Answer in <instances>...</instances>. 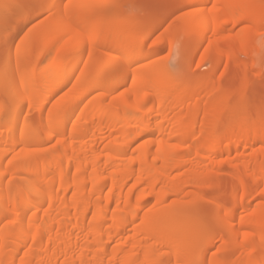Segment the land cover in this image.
Listing matches in <instances>:
<instances>
[{
  "label": "bare ground",
  "instance_id": "obj_1",
  "mask_svg": "<svg viewBox=\"0 0 264 264\" xmlns=\"http://www.w3.org/2000/svg\"><path fill=\"white\" fill-rule=\"evenodd\" d=\"M41 2L43 7L33 17L46 13L51 18L42 20L43 23L30 34L28 41H38L42 50L43 56L37 57L34 64L43 63L41 66L45 64L51 69L42 78L37 76L40 71L32 70L23 73L21 79L16 73L0 69V95L4 92L3 87L10 99L8 112L11 111L13 116L10 124H3L6 109L0 99V264L18 262L19 254L23 256V264H158L155 255L160 252L167 258L185 257L195 249V244L184 246L181 232L186 229L200 231L205 223L198 216L183 222L173 208L165 209L162 203L171 196L175 197V202H179L187 193L195 194L187 186L189 188L203 182L208 186L204 189L210 187L215 165L208 167L204 164L208 155L205 156L206 151L209 157H218V154L230 153L233 148L264 143V134L262 137L258 135L262 131L261 118L249 128L244 126L245 123H232L225 127L224 112L229 109V103L237 99L234 95L228 96L222 107L212 102L203 105L217 109L212 124L209 120V125L205 124L208 122L206 120L199 122L197 114L178 110L181 114L177 115V106L173 102L177 86L174 83L176 88L172 87L174 85L167 81V71L161 72L164 76H160V71L152 66L154 63L145 67V64L137 63L148 54L141 53L144 38L134 37L135 34L140 35L138 29L143 27L145 30L147 26L150 37L161 27V19L154 18L147 25L133 27L121 18H112L107 1L104 4L109 12L102 11L97 20L95 17L93 19L97 9L85 7L81 4L83 0ZM69 4L71 6L67 7ZM210 4H215V9ZM186 5L197 7L189 30L198 27L194 33L201 35L197 42L199 46L203 43L201 39L210 33L211 37L213 34L222 37L229 28L232 30L233 27L234 30L246 22L256 27L264 20L263 0H182L173 4L168 12ZM1 18L4 21L3 16ZM23 24L12 26V34L18 33ZM100 25L107 29L98 34ZM115 34L124 42L127 40L128 45L112 55L113 60L108 65L105 63L102 76L89 74L88 81L73 83L78 55L88 49L91 54H97L94 48L96 40L101 37V41H109L115 38ZM223 37L219 40L223 41ZM247 38L248 33L241 32L236 38L233 37V41L242 44ZM138 40L141 47L134 49ZM0 50L7 57L13 49L7 45L0 47ZM65 50L67 54L62 56ZM218 51L221 53L220 49L216 53ZM109 53L103 54L109 56ZM234 61L235 57H232L227 63ZM138 65H143L146 72H142V68L133 70L129 92L124 93L121 100L116 98L117 105L120 100L119 106L123 107L119 116L115 113L117 105L106 101L108 98L110 100L115 89L129 85L126 74L129 68ZM219 66L217 64L216 69ZM89 70L91 72L92 69ZM210 74L201 73L192 85L199 86ZM109 75L114 78L109 79ZM186 80V76H181L177 82ZM92 82H96L98 88H104L103 92L101 89L97 96H90L92 90L89 84ZM24 94L29 101H33V97L40 100L38 106L34 102L31 106L38 113L36 117L45 119L40 123L41 129H45L43 139L39 138L38 127L35 129L33 124L22 120L29 102L17 98ZM151 100H157L156 111L152 113L148 109L150 112L145 113V104ZM190 100L196 101L194 98ZM88 102L90 104L87 106ZM48 112L57 115L50 121ZM107 138L110 139L109 143H106ZM237 138L243 140L237 142ZM223 139L228 140V143H223L224 146L221 144ZM44 142L54 145L39 149ZM253 152V157H259L264 151L257 149ZM258 173L254 175L255 179L251 175L253 173L248 174L256 185L264 182V168L261 167ZM9 176L16 177L19 182H9ZM184 177L189 179L187 183ZM182 178L187 186L182 184L183 181L181 183ZM130 182H133L131 186ZM247 194L239 201L243 212L237 215L232 210L229 218L222 223L228 228L232 240L226 243L230 252L235 250L231 248L233 244L241 242L238 240L241 234L245 246L254 241V236L248 230L251 226L258 233L264 232L261 221L264 207L249 213L252 196L248 197ZM188 196H192L193 202L199 197L197 194ZM146 197L156 199H153L156 204L144 203L152 207L145 211L143 199ZM6 207L17 211L8 212ZM12 217L14 220L9 223L7 220ZM137 221H140L139 226L136 225ZM134 223L138 228H134ZM132 225L134 232L131 233L129 228ZM129 230L131 234H128ZM205 257V253L200 252L195 261ZM252 258L245 260L254 264L263 260L261 255ZM209 264L220 263L214 256Z\"/></svg>",
  "mask_w": 264,
  "mask_h": 264
},
{
  "label": "rangeland",
  "instance_id": "obj_2",
  "mask_svg": "<svg viewBox=\"0 0 264 264\" xmlns=\"http://www.w3.org/2000/svg\"><path fill=\"white\" fill-rule=\"evenodd\" d=\"M106 1L107 3H110V14L112 18L113 17L119 18V19L121 18L122 20H125L127 24H129L128 26L134 27L138 24L147 25L154 18H158L162 20L161 25H160L161 27H159V29H157L154 33L150 34V37L147 31L148 27L147 26L145 27L144 31L146 32V37H149L148 39L146 38V41L149 46H143L141 53L146 54V56L148 54V56L144 60L142 59V61L141 60L137 61V63L139 65L145 64L144 67L146 66V64L151 65L149 63H154L152 66H155L160 71L159 72L160 76H164V74L161 72L167 71L166 73L167 81L170 83L171 86L174 85V83L177 86V88L175 87V85L172 86L177 89L173 97V102L177 106V109H176L177 112H175L177 115L181 114L180 112H178V110H181V112L197 114L199 122H205V120L207 122L209 120L211 123L212 121H215L214 115L215 116L217 115V109L215 107H211V106L205 107L203 105L205 103L212 102V103H215L218 107H222L223 103L225 104L226 98L230 95L232 96L234 95L235 98L237 96V99L229 103V107H228L229 109L226 112H224V116H225L224 126L225 127L228 128L229 126H231L232 123L234 125L235 124L244 125L245 123L244 126L249 128L248 126L250 125L252 126L253 123L257 121V119L261 118V108L262 106H264V79L259 77V72H253L252 70L260 68L261 63L264 62V20L261 21V23L256 27L253 26L251 23L246 22V23H242L243 25L242 24L238 25V27H235L234 30L232 27L233 31L229 28L230 30L228 29L227 30L228 32H225V31L223 32V33H226L227 38H226V35L221 33L225 37L224 38L223 35H221L223 37V41L219 40L222 37L216 34H213V33L211 37L210 35L211 33H210L206 36V38L201 39L203 40V43H201L200 44L201 46H199L197 45V42H198V39H200L201 35L198 34L199 35L198 36L196 35V33H194V29L196 30L198 27L192 30H189L191 29L189 26L190 20L191 18H193V13H195L194 9L197 8V7L195 8V6L188 7L186 5L187 7H183V8L179 7L180 9H175L174 12L171 11L170 13L168 11L171 8V6L175 4L176 2L178 3L181 2L182 0H83L81 4H84L85 7L87 8H90L91 6L94 9H97L96 12L98 11L99 12L98 13L95 12L93 15V19L95 17V20H97L98 16L100 15L102 11L109 12V9L108 8L106 9V6L104 4V2ZM42 7L43 6H42L41 0H0V21L2 23H3V20H1L2 16L3 18L7 16L11 19L12 21L11 26H14L17 24L22 25L23 23L21 22L26 20L25 23L23 24L24 27L22 26L23 28L20 29L18 33L16 34L4 33V35L6 34V36L9 34L8 35L9 41H7L8 44L6 43L4 46L8 45L10 48H12L13 49L12 53L9 54L7 57H5L2 53H0V69L6 70L12 74L16 73L15 75L17 77L19 76L20 79L22 78L23 73L26 74L27 72H30L32 70L40 71L39 73H37V76L42 78L44 77V74L48 70L51 69V66L45 67L44 66L45 64L41 66L43 63L34 64V60L37 57L43 56L42 50H40V45L38 44L39 43L38 41H34V42L28 41L30 34L33 31H35L37 27L38 28L40 27V23H43L41 21L44 20L45 18H46L45 20L48 21L51 18V15L46 14V13L37 18L33 17ZM182 10L185 12L181 13ZM102 26L100 25V28H98V31H99L98 34H101L102 33L101 31H104L103 29L105 28V26L103 27ZM241 32H247L249 35V38H247V40L242 44L236 41H233V37L236 38ZM169 33L171 36L166 35ZM24 34L26 35L27 38L24 40V44L20 46L21 55H23L25 50L28 51V54L23 58V60L17 61L15 47L17 44L20 43L19 40L20 38H22ZM193 34H195L196 36ZM118 36L117 35L114 36L115 38L112 37L113 38L112 40L110 38L109 39L110 42L108 40L107 41L105 40V42L101 41V37L98 40H96L94 44V48L97 50L96 52L97 54H91L88 49V50H85V52L83 51L84 53L82 52V54L78 55V58L75 64L76 69L74 70V73H73V83L78 82V81L79 82L82 81L81 83H84L88 81L89 74L90 75L97 74V76L98 75L102 76L103 70L106 66L105 63H107L108 65V62L110 63L113 60L112 55H115V53L119 49H121L122 47H125V45H128L127 40L124 39L125 40L124 42L123 39L122 38L119 39ZM166 36H167V39L168 37L170 38L167 40ZM134 37L138 38L142 36H140L139 34L136 36L135 34ZM151 39H157L158 42L155 44H150ZM184 47L186 49L185 62L180 66L179 71H175V66L181 59L182 50ZM205 48H207L206 53L204 52ZM218 49L221 50V53L219 51L218 53H216ZM106 52L108 53L110 52L108 54L109 56H106V54H103ZM66 54H67V50L63 52L62 56ZM201 54L204 55V60L207 62V65L205 68L197 69L195 65L197 62L198 63L201 62L199 58ZM218 54H220V56ZM232 57H235V61L231 63H227ZM55 62H53V64ZM89 62L90 63L92 62L91 65L89 64L90 66L88 65ZM217 64H219L220 66L216 69ZM138 66L133 67V69L132 67L129 68V70L130 69L131 70L130 71L128 70L126 74L129 85L121 89L120 88L115 89L113 93L110 95V100L108 98L106 102L117 105L118 101L116 100V98L119 97L121 100L122 99L121 97L123 96V94L129 92L128 89H130V84H131L130 82L132 80L133 70H136V69L140 70L142 68ZM88 68L92 69L91 72ZM143 68L141 69L143 70L142 72H146V68L145 69ZM221 72H224L223 78L220 77L219 75ZM201 73L203 74L211 73V74H210V77L207 79H204L199 84V86H193L192 83H194L198 79ZM181 76H186L188 80L183 81V82H177ZM110 77L111 79L114 78L113 75H109L108 78L110 79ZM95 83L96 82H94V84ZM94 84L93 82L89 84L92 90L91 91L92 94L91 95L89 94L90 96H97L101 89H102L101 91L103 92L104 88H100V87L98 88V86L96 85L97 83L95 84V86ZM3 91L5 92L4 89ZM4 92H2L0 95V99L2 100V103L4 105L3 108L6 109L5 110L6 115H4L6 118L4 117L5 119H3L2 122L4 125L6 124L8 125L10 124L9 123L10 119L12 122L13 116H11L12 115L11 111L8 112V109H9L8 107L10 106V99H9V96ZM7 98L9 100H7ZM191 98L196 99V101L190 100ZM120 100H119V105H121ZM109 103H106V104H109ZM89 104L90 103L88 102L87 106ZM119 105L116 106L118 113L116 111L115 113L117 115L119 114L121 115L120 111L122 112V108H123V107L121 108V106ZM156 107H157V100H151L150 102L148 101L146 102L145 107H144L147 110H145L144 112L149 113L150 111L151 112L153 111L152 113H155ZM28 108L29 107L27 105L23 113L22 120L25 122V118L27 117L28 118L27 122L31 123V125L33 124V128L35 129L37 127L39 128V129L37 128V130L40 131V133L38 132L40 134L39 138L43 139L45 136V132H44L45 129L44 128L41 129L40 123L42 124L45 119L36 117L35 114L37 113V111L36 113L34 111L30 113ZM148 109H150L149 112H148ZM83 110H85V108ZM28 116H31V117H28ZM209 121L205 124H208ZM263 134H264V130L262 131L260 130L258 133L260 137H262ZM108 138L106 140V143H109L110 141V139L108 140ZM241 139L243 140V138H240V139L237 138L236 141L240 142L242 141ZM223 140L224 141H222L221 143L222 146L228 143L227 139H223ZM48 143L46 144V142H44V146L42 144L39 149H42V148L44 149V147L50 144L54 145V143H49V144ZM170 143H173V142H170ZM263 145L264 143L262 141V143L259 142L258 144H255V146L249 145V147L247 148H242V147L236 148V149L233 148L230 150V153H221V154H218L220 155L218 157L217 155L214 157H209L210 154L206 151L205 156L208 154L207 155L208 157L206 156V159L204 160L205 161L204 164L206 163L205 165L207 166L215 165L214 166L215 169H213V172H212L213 181H212V184L210 183V187L207 190L204 188L208 186H206L203 182L201 183L199 182L197 185H192V186L190 185L188 188L187 184L186 185L184 184V181L186 180L185 183H187V180L189 179H186L184 177L185 180L183 181V178H182L181 183L183 181L182 184L187 186V189L189 191L195 192V194L199 196L198 200L196 202H193L191 200L192 196L191 198L190 196H188V195H195L194 193L192 194L187 193V196L184 197L185 196L184 194L186 193L185 192L182 195L184 198L182 199L180 198L179 202H175L174 201L175 197L171 196L169 199L167 198L168 199L167 202L162 203V204H165L164 205L165 207L161 204L160 205L163 206V208L165 209L173 208V211L177 214V216L179 215V217L182 218L180 220H183V222L188 221L192 217H195V216L201 217V219L205 223V227L204 229L202 228V230L197 231V232H194L188 229L181 232V243L184 246L185 245L188 246V244L194 243L195 249L193 251L190 250L185 257H171L173 258V261L171 258H167L166 255L165 256L161 255L162 252H160L157 254V256L155 255V260L157 259L158 264H172V263L173 264H204L205 261H207L209 264L210 259L213 258L214 256L218 258L220 264H226L228 260H231V261L235 260V262L236 260L246 261L245 259L247 258L251 259L253 257L252 259H255L257 256L261 255L260 242H261V238L264 237V232L258 233L255 231L254 227L251 226V228L248 230H249V233L251 232V235L254 236L255 243L253 244V246L250 248L246 247L245 243L241 240L242 238L241 237L242 234H241L239 235L240 237L238 238V240L240 239L239 241L241 242L237 240L239 243H236L235 245L233 244L232 245L233 247H231V248H235V250L233 249L230 252L228 250L230 249L228 248L229 245L226 244L232 241L230 239L228 228H226V226L224 227L222 223H215L214 226L210 227L209 213L207 209L204 207V205L206 206L209 202H212V201H215V203L217 204H221L223 202L227 204L228 206L232 207L231 211L232 210L234 212L236 211L237 215L240 214V211H241L240 210L241 204L239 202L240 199L242 197H245V194L248 193V190H250L251 187H254L256 185L255 184L256 181L254 183L251 180V177L253 176L255 179L254 175L258 173L261 167L264 168V152H262L264 151ZM49 147H50L49 149H51V146ZM102 147L103 146H101L100 148ZM257 149L260 150L263 153V155L261 154L259 157H253V154H254L253 151ZM40 151H43V150H40ZM242 152H243V155H242ZM245 167L248 168V171H247V168L245 169ZM249 173H253L251 174L252 175L251 177L248 175ZM179 174H181V171L179 172ZM179 174H177V177L179 176ZM8 179H9L8 181L13 184H15L16 182L17 183L19 182V179H17L16 177L14 178L13 176H9ZM241 183L243 185L244 183H246L245 184L246 186L245 185L242 186ZM132 184L133 182H130V186ZM17 185L18 184H16V186ZM238 186L241 187L239 201H237V196H236V189ZM144 187H147V186H144ZM148 188H146L147 191L149 190ZM12 190L14 191V189ZM14 196H12L13 200H15ZM251 198L252 200L250 202L251 204L249 207L250 209L248 211L249 213L250 212L254 213V211L258 210L259 208L264 207V201H260L259 197L257 198V196L254 195ZM153 199L154 198L152 197H146V199H143L144 200L143 204L145 203L148 205H153L152 203L156 201V199H154L155 201H153ZM178 199H175V200H178ZM133 200H135V197H133ZM172 201L175 203H173ZM135 202L137 201L135 200ZM145 204H144V206H146L144 207L145 211L152 208L151 206L149 207L148 205H145ZM241 212H243V210ZM261 221L262 223H264V217L261 218ZM138 222L140 221H137L136 225L139 226L140 223L138 224ZM5 225H6V222H5ZM136 225L134 223V228L136 227L138 228V226ZM134 228H133V225L129 228L131 230V233L134 232ZM130 230L128 234H131ZM233 243H235V241ZM216 245L219 246L220 252L211 251V250H214ZM183 251H185V249ZM232 251L233 252L236 251L235 254H233ZM200 252L205 253L206 255L205 259L200 260V261H195V257L198 256ZM21 255H23V253ZM262 257L264 260V256ZM18 258L22 260L23 256L20 257V254H19L17 259ZM186 260L189 263H187ZM168 261L170 262L168 263Z\"/></svg>",
  "mask_w": 264,
  "mask_h": 264
},
{
  "label": "snow or ice",
  "instance_id": "obj_3",
  "mask_svg": "<svg viewBox=\"0 0 264 264\" xmlns=\"http://www.w3.org/2000/svg\"><path fill=\"white\" fill-rule=\"evenodd\" d=\"M71 5H67V7H70ZM208 7V6H206ZM210 7H212L213 9H215L216 5L215 4H210ZM185 11H181V13H184ZM12 21L9 17H5L3 24L0 25V47L4 46L9 37L4 35V33H12L13 29H12ZM138 32L140 33V35L144 38V42L142 46H149L147 41H146V32L144 31L143 27L138 29ZM157 37V36H156ZM155 37V38H156ZM26 35L24 34L22 36V38H20L19 42L20 44L16 45V59L17 61H21L23 60V58L28 54V51L25 50L23 55H21V49H20V45H22L24 43V40L26 39ZM158 40L157 39H151L150 44H155L157 43ZM141 47V44L139 43V40L136 43V46L134 49H139ZM204 52H207V48L204 49ZM90 55V54H89ZM200 61L201 62H197L195 67L197 69H201V68H205L207 65V62L204 60V55L201 54L200 55ZM186 59V49L185 47L182 50V56L180 61L177 63V65L175 66V71H179L180 66L185 62ZM253 72H259V77L264 79V62L261 63L260 68L258 69H253ZM220 77H224V72H221ZM2 91H3V87H2ZM17 99L19 100H27L29 102V112L31 113L32 111H34V107H32L31 105L33 104V102L35 103V106L39 105L40 100L36 97H33V101H29L27 95H23L18 97ZM49 114V120H53L55 118V116L57 115V113H52V112H48ZM28 118H25V122L27 123ZM260 124H261V129L264 130V106H262L261 108V120H260ZM240 192H241V187H237L236 189V196H237V201H239V197H240ZM257 196L259 197L260 201H264V182H261L257 185H255L254 187H251L250 190H248V197L249 196ZM204 207L207 209L208 213H209V218H210V227L214 226L215 223H223L224 221H226L229 218V213L232 209L231 206H228L225 203H221V204H217L215 203V201L209 202L206 206L204 205ZM6 211L8 212H16L17 209H11L10 207H6ZM14 220V217L8 219L7 221L9 223H12ZM237 231H239L237 229ZM255 242L253 241L252 243L246 245V247H252L253 244ZM28 247V246H27ZM26 247V248H27ZM214 252H220V248L218 245L215 246L214 250H211ZM260 252L261 255L264 256V237L261 238V242H260ZM13 264H23V261L18 259V262H13ZM204 264H208L207 261L204 262ZM226 264H233V261L228 260L226 262ZM235 264H254L253 261H244V260H239L236 261ZM259 264H264V260L259 261Z\"/></svg>",
  "mask_w": 264,
  "mask_h": 264
}]
</instances>
